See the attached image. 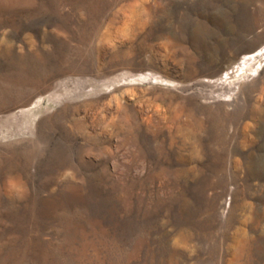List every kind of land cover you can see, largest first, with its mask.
<instances>
[{
  "label": "rangeland",
  "instance_id": "1",
  "mask_svg": "<svg viewBox=\"0 0 264 264\" xmlns=\"http://www.w3.org/2000/svg\"><path fill=\"white\" fill-rule=\"evenodd\" d=\"M0 264H264V0H0Z\"/></svg>",
  "mask_w": 264,
  "mask_h": 264
},
{
  "label": "bare ground",
  "instance_id": "2",
  "mask_svg": "<svg viewBox=\"0 0 264 264\" xmlns=\"http://www.w3.org/2000/svg\"><path fill=\"white\" fill-rule=\"evenodd\" d=\"M252 58V57H251ZM257 59V58H256ZM245 63L247 64V63H249L248 61H245ZM253 65V64H252Z\"/></svg>",
  "mask_w": 264,
  "mask_h": 264
}]
</instances>
